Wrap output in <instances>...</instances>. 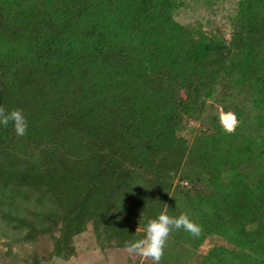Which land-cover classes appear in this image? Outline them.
Instances as JSON below:
<instances>
[{
    "label": "trees",
    "instance_id": "obj_1",
    "mask_svg": "<svg viewBox=\"0 0 264 264\" xmlns=\"http://www.w3.org/2000/svg\"><path fill=\"white\" fill-rule=\"evenodd\" d=\"M189 1L219 2L0 0V107L28 123L0 125V264L68 261L88 226L125 250L163 212L202 228L163 264H264V0H236L228 38L176 21Z\"/></svg>",
    "mask_w": 264,
    "mask_h": 264
},
{
    "label": "rangeland",
    "instance_id": "obj_2",
    "mask_svg": "<svg viewBox=\"0 0 264 264\" xmlns=\"http://www.w3.org/2000/svg\"><path fill=\"white\" fill-rule=\"evenodd\" d=\"M236 10V0H219V2L212 7H205L200 2L189 1L187 6L181 8L175 15L176 21L181 24H194L198 21L201 23L207 20H214L223 29L226 38L229 36V22L228 16L232 15ZM224 116L221 115V123L227 129V124L224 123ZM57 234V232H55ZM45 243V242H44ZM41 243L38 249V256L43 264H152V261H142L140 257L129 255L124 249H105L101 250L95 240L91 226L87 230L74 238V247L76 249L75 257L68 261L55 259L48 261V254L51 247ZM30 244H18L13 251L19 254V257H24L32 250ZM206 245L200 248L201 252L206 250ZM0 250H5L0 245ZM164 261H161L163 264ZM169 264H199L198 261L192 259L186 261L184 257L173 259L170 256Z\"/></svg>",
    "mask_w": 264,
    "mask_h": 264
},
{
    "label": "clouds",
    "instance_id": "obj_3",
    "mask_svg": "<svg viewBox=\"0 0 264 264\" xmlns=\"http://www.w3.org/2000/svg\"><path fill=\"white\" fill-rule=\"evenodd\" d=\"M10 123L17 136L23 137L27 134L28 123L22 110L16 109L8 112L4 107H0V125L7 128ZM224 123L227 124L228 132L235 131L237 121L234 115L230 114ZM181 229L194 238L199 237L202 232V228L194 223L187 214L171 217L163 212L148 221L142 239L125 243V251L129 255L140 257L142 261L150 260L152 264H161L169 236L174 230ZM136 231H139V228Z\"/></svg>",
    "mask_w": 264,
    "mask_h": 264
},
{
    "label": "bare ground",
    "instance_id": "obj_4",
    "mask_svg": "<svg viewBox=\"0 0 264 264\" xmlns=\"http://www.w3.org/2000/svg\"><path fill=\"white\" fill-rule=\"evenodd\" d=\"M229 115L224 116V120L226 121L228 119Z\"/></svg>",
    "mask_w": 264,
    "mask_h": 264
}]
</instances>
